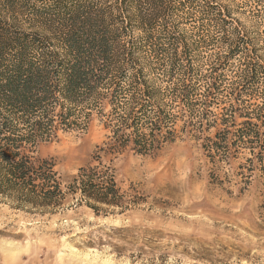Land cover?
<instances>
[{
	"label": "trees",
	"instance_id": "1",
	"mask_svg": "<svg viewBox=\"0 0 264 264\" xmlns=\"http://www.w3.org/2000/svg\"><path fill=\"white\" fill-rule=\"evenodd\" d=\"M240 1L252 4L249 26L235 0H0V197L125 209L99 158L65 192L53 162L33 156L94 115L106 154L153 155L182 123L212 160L247 151L245 183L255 171L264 180V0Z\"/></svg>",
	"mask_w": 264,
	"mask_h": 264
},
{
	"label": "rangeland",
	"instance_id": "2",
	"mask_svg": "<svg viewBox=\"0 0 264 264\" xmlns=\"http://www.w3.org/2000/svg\"><path fill=\"white\" fill-rule=\"evenodd\" d=\"M235 2V17L251 25L252 4ZM181 128L179 139L146 156L100 151L109 132L96 115L85 132L40 144L33 156L53 162L65 192L78 170L99 158L112 170L125 209L96 214L69 194L55 210L0 197V264H264V180L255 171L245 183L251 155L212 160L206 141Z\"/></svg>",
	"mask_w": 264,
	"mask_h": 264
}]
</instances>
